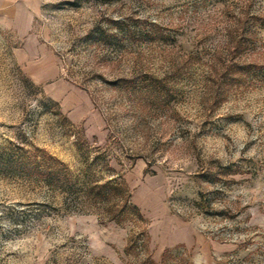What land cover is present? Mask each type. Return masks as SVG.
<instances>
[{
	"label": "rangeland",
	"instance_id": "374dc122",
	"mask_svg": "<svg viewBox=\"0 0 264 264\" xmlns=\"http://www.w3.org/2000/svg\"><path fill=\"white\" fill-rule=\"evenodd\" d=\"M40 3L44 78L0 28V264H264V0ZM118 177L142 218L99 221Z\"/></svg>",
	"mask_w": 264,
	"mask_h": 264
},
{
	"label": "crops",
	"instance_id": "0c3cea01",
	"mask_svg": "<svg viewBox=\"0 0 264 264\" xmlns=\"http://www.w3.org/2000/svg\"><path fill=\"white\" fill-rule=\"evenodd\" d=\"M40 5V0H0V28L12 31L18 40H22V51L28 61L27 71L42 79L46 71H52V57L44 48L41 49L31 32ZM40 65L43 70H36Z\"/></svg>",
	"mask_w": 264,
	"mask_h": 264
},
{
	"label": "trees",
	"instance_id": "16d2710c",
	"mask_svg": "<svg viewBox=\"0 0 264 264\" xmlns=\"http://www.w3.org/2000/svg\"><path fill=\"white\" fill-rule=\"evenodd\" d=\"M87 185V184H86ZM85 186V185H84ZM124 195L123 197V193ZM87 195L92 197V200L102 202V206L104 201H109L110 199L113 200V203L108 207L107 214L100 215L97 213L99 221H103L102 219L105 218L107 221H113L117 224L122 222L123 213L126 211H131L134 215L141 219L142 215L140 214L138 208L130 203V191L127 189L123 178L118 177L110 181H105L103 183H92L87 187ZM123 212V213H122ZM103 216V217H102ZM147 238V234H145ZM148 239V238H147ZM168 259H177L176 264H193L190 261L185 260V258L181 256H176L173 253L172 248H165L161 255L160 259L155 262L150 258H147L145 264H169L167 262Z\"/></svg>",
	"mask_w": 264,
	"mask_h": 264
}]
</instances>
